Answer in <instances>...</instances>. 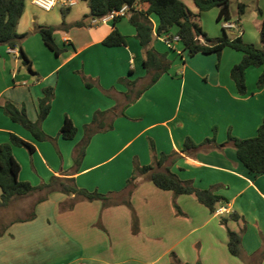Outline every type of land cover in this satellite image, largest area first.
<instances>
[{"label":"crops","instance_id":"0c3cea01","mask_svg":"<svg viewBox=\"0 0 264 264\" xmlns=\"http://www.w3.org/2000/svg\"><path fill=\"white\" fill-rule=\"evenodd\" d=\"M66 1L72 5L65 10L80 4L78 0ZM179 1L197 13L191 0ZM29 5H33L32 0ZM146 7L135 3L132 11ZM87 10L83 7L74 20L64 17V30L58 34L57 26L40 25L37 17L23 9L17 28L21 24L27 30L16 28V32L26 35L20 47L36 75L20 65L17 48L0 46V144L14 134L32 145L30 158L39 164L40 169H35L39 183L52 177L71 179L79 189L113 192L110 200L115 204L105 207L102 201L90 202L72 194L47 195L35 204L34 220L11 223L0 236V264H264V175L250 174L227 143L228 133L238 139L251 138L264 122V87L256 88L261 68L246 70V94L238 96L229 73L242 55L225 48L221 52L225 57L215 72L204 63L198 68L184 62L182 66L172 64L169 73L126 105L125 88L116 81L126 73L130 81L145 77L143 51L128 22L132 11L114 26L112 19L103 23L86 19L82 26H76L89 14ZM150 19L155 28V17ZM35 26L55 28L54 44L56 40L63 44L57 55L44 45ZM113 27L126 37L125 47L101 44ZM222 29L226 33L234 26L224 22ZM156 39L183 58L178 41ZM77 75L90 79L105 96L85 88ZM46 87L53 88L54 97L41 129L50 139L37 142L11 121L2 107L9 103L23 108L34 122ZM115 106L123 114L113 119L110 130L90 137L80 165L69 169L75 147L81 142L80 127L89 124L93 111ZM65 117L78 128L71 140L59 136ZM212 137L214 143L182 152L185 138L198 145ZM147 141L152 142L153 150ZM52 145L61 157V167ZM12 155L20 166L21 181L18 157L27 160V155L18 147L12 148ZM160 155L167 157L163 167L181 181H191L198 190L212 189L222 198L216 212L211 213L191 195L174 196L159 190L145 176L131 180L133 165H151ZM123 201H128L130 210ZM64 204L70 205L65 208ZM232 214L240 220H231ZM230 221L239 227L235 231L241 236L238 257L227 249Z\"/></svg>","mask_w":264,"mask_h":264},{"label":"trees","instance_id":"16d2710c","mask_svg":"<svg viewBox=\"0 0 264 264\" xmlns=\"http://www.w3.org/2000/svg\"><path fill=\"white\" fill-rule=\"evenodd\" d=\"M88 5L89 14L83 17V20L76 23V26H82L86 19L101 20L110 13L120 10L123 6L129 7L128 11H132L135 3L146 4L145 10H134L128 18L129 24L133 27L134 38L138 41L144 55L142 67L145 71V77L141 80L130 81L126 78H119L117 81L127 89V93L123 94L126 105L137 100L143 92L154 85L158 79L166 74L171 66L165 54H159L152 46L155 38L166 37L167 41L176 38L180 44L182 52L188 57L195 55H211L215 54L220 57L221 52L225 48L241 53V60L234 65L229 73V78L235 86L238 96L246 94L245 72L248 68H261L256 81L258 90L264 87V20L261 21L259 27V43L260 48H255L252 44H248L242 40L240 36L228 38L224 29L223 36L210 39L204 33L199 25V17L202 13L217 9L216 22H228L229 17V0H191L196 14L191 13L186 6L179 0H85ZM24 0H0V46H6L9 49L18 50V57L21 64L31 75H36L31 69V62L24 54L20 47V42L26 37L25 34H17L16 28L18 21L23 13ZM238 16L244 12V6L238 4ZM156 19V27L153 28L150 17ZM119 18H113V26ZM35 31L40 35L44 45L54 54H58L53 41V33L55 28L51 26H35ZM101 44L107 48L125 47L126 37L121 35L119 31L113 27V30L102 40ZM87 88L94 86L92 83L86 82L87 78L81 76ZM138 84V91L133 99L129 92L135 89ZM54 97L52 87H46L42 90V96L37 103V119L30 121L23 108H16L9 103H5L2 107L5 115L15 124L21 126L36 141H46L50 138L44 134L41 129V123L49 114L51 102ZM123 112L117 111V107H113L108 111H97L93 114L91 122L84 126V138L75 147V161L78 163L84 156L85 148L90 137L101 131H107L112 128V121L115 117L122 115ZM109 122L107 123V119ZM215 133V128L213 129ZM76 134V128L67 117L59 129V136L64 140H71ZM214 143V137L205 139L200 144H195L190 138H185L183 142L182 152L194 151L207 144ZM227 143L230 144L237 160L252 175H264V122L258 127L254 137L246 139H238L230 133L227 136ZM24 148L29 153H33L34 148L29 143L23 141L14 134L8 136V141L0 144V208L7 207L11 201L16 198L26 197L35 191H46V194L55 191V187L51 183L66 181L73 184L71 179L51 178V183L41 184L38 188L32 187L27 182H21L18 179L20 166L12 155V148ZM149 147L153 150L152 142ZM167 157H160L151 165L138 166L133 165V173L131 180L136 176H145L152 184L162 191H170L174 196L191 195L195 200L207 208L211 213L216 212L217 206L222 202V198L217 196L212 189L198 190L193 187L191 181H181L175 174L171 173L167 168L163 167ZM131 180L127 181V185L131 184ZM62 191L74 195L77 198L86 201H102L103 204L109 203L111 198L96 192H88L77 188L74 184L70 187L61 189ZM123 204H129L123 201ZM230 219L238 222L240 218L236 214H232ZM221 220V223H224ZM240 233L227 230V249L229 253L238 257L241 252ZM199 264V263H196Z\"/></svg>","mask_w":264,"mask_h":264},{"label":"rangeland","instance_id":"374dc122","mask_svg":"<svg viewBox=\"0 0 264 264\" xmlns=\"http://www.w3.org/2000/svg\"><path fill=\"white\" fill-rule=\"evenodd\" d=\"M77 3H80V4H77L76 6H72L70 8V10H65V8L61 4H58L51 11L45 12V11H42V10L36 8L33 5H29V0H24V9H25L26 14H28V15L33 14L35 17H37L41 22V23H39L40 25L45 24V23H49V25L57 26L58 34H61L62 31L64 30L62 28V22H63L64 17L67 16V20H74L75 18H77V16L79 15V12L83 9V7H86V9H88V5L83 4L81 0H78ZM238 4H242L244 6V12L240 17L238 16V9H237ZM69 11H70V14L68 13ZM88 11H89V9L87 10V12ZM217 13H218V11L216 9H212L210 11L202 13L199 17V25L202 28V30L204 31V33L207 35V37L210 39H216L222 35L221 29H222V24L224 22H221V23L216 22ZM229 17H230V19H229L228 23L232 24L234 26V29L226 31L227 37L228 38H235V37H238V35H239L244 42H246L248 44H252L255 48L259 49L260 48V45H259V27H260V22L262 20H264V0H229ZM17 29L19 32L21 30H27L26 27H22L21 24H20L19 28H17ZM31 29L32 30L34 29L33 26L31 27ZM26 32H28V31H26ZM54 33H56V32H54ZM30 34L33 35L32 33H30ZM30 34L27 35V36H29L28 39H30L32 37V36H30ZM55 46L58 50L63 49V44L61 42H58V40H56ZM152 46H153L154 50L156 52H158L159 54H165L167 60L171 63V65L175 64V65L182 66V63L184 62L185 64H190V65L198 68L197 67L198 64L204 63L205 66L209 67V69L214 71V72H215V69L218 68L219 61L223 57H225V56L221 57V54H220L219 58H217V56L215 54H212L209 56L198 54V55H195L193 57H188L187 55L184 54V56L182 58L183 60H182L176 52L170 51L163 42L158 41L156 38L153 40ZM231 52L232 53H238L235 51H231ZM238 54L241 55L240 53H238ZM20 65H22V64H20ZM222 65H223V63H222ZM37 67L39 68V65H37ZM254 69H257V68L254 67ZM169 72H170V68H169L167 73H169ZM77 76H79V79L82 82L83 86L85 88H87L84 84V81L80 77V75H77ZM172 77L175 78V76H172ZM123 78H126L128 80L131 79V77H129L128 73H126V75ZM85 81L89 82V84L92 83L94 85L90 88H94L97 91H99L102 95H104L100 91L99 87H97L94 82L90 81V79H87ZM116 83L123 87V84L119 83L118 81H116ZM141 85L142 84H138V86L135 87V89L133 88L129 92V95L132 99L138 91L137 88L140 87ZM111 91H113V89H111ZM124 92L127 93L126 88H125ZM97 111L98 110L93 111V114ZM84 126H85V124L80 127V140H82L84 138V133H85ZM75 128H76V130L78 129L77 127H75ZM37 142H39V141H37ZM41 142H44V141H41ZM148 145H149V143L147 141V146ZM52 147L55 150V154L59 158V167H61V163H60L61 157H60L59 153H57L55 146L52 145ZM21 149H23V151H25V153L27 155L26 156L27 160L26 159H20V157H18V160H19V162H21L20 165L22 167L21 176H20L21 182H27L32 187H35V188H38V186L41 184H46V185L50 184L51 178H47L46 181H44L43 183H39L40 181H37V175L35 174L36 173L35 169H37V167H38V170L40 169L39 164L37 163L38 166H36V164H34L35 160L33 161V159H35V158H33V159L30 158V157H32V155L26 149H24V148H21ZM83 157H82V159H83ZM82 159L77 163L75 161V153H73V158L71 157L72 163H70V166H67V167H69V169L75 170L80 165ZM67 167L65 166V169H64L65 172L66 171L68 172V170H69ZM73 184L66 182V181H59L56 183H51V185H53L56 189H55V191L50 192L49 194L60 193V194L66 195V196L70 195L69 193L62 191L61 189L65 188V187H69V186L71 187ZM91 192H93V191H91ZM46 193H47L46 191H39V192L35 191L29 196L14 199L13 201H11V203L7 207L0 208V236L3 234L5 229H7V226L11 223H19V222H24V221L29 222V221L34 220L35 219L34 206L37 202L40 203L43 200H45L47 195H49ZM112 193L113 192H111V194L110 193H106V194L104 193L101 195H106L107 197L110 198L111 197L110 195H112ZM0 195H1V191H0ZM110 202H115V200H112ZM69 205L70 204H68L67 206H69ZM103 205H105V207H107V206H110L111 204L109 205V203H106ZM63 206H65V208L67 207L65 204ZM124 206L130 210L129 204L128 205L124 204ZM230 225H231L230 226L231 231H237V229H239V227L231 221H230ZM240 227H242V225ZM33 249L36 250L35 248H33Z\"/></svg>","mask_w":264,"mask_h":264},{"label":"built area","instance_id":"2783aa9c","mask_svg":"<svg viewBox=\"0 0 264 264\" xmlns=\"http://www.w3.org/2000/svg\"><path fill=\"white\" fill-rule=\"evenodd\" d=\"M32 4L45 12H49L51 11L56 5L61 4L63 7H69L70 5H72L71 2L66 1V0H32ZM129 10V7L127 6H123L120 10L118 11H114L112 13H110L107 17L101 19V20H97V22H105L107 19H112L113 18H121L125 15V13ZM227 27H229V25H226ZM172 40H176L178 41L176 38H173ZM168 42V41H167Z\"/></svg>","mask_w":264,"mask_h":264}]
</instances>
